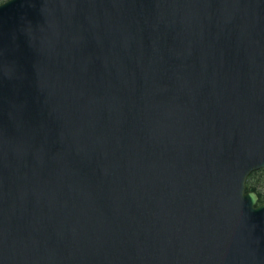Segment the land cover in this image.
I'll return each instance as SVG.
<instances>
[{
	"label": "water",
	"instance_id": "obj_1",
	"mask_svg": "<svg viewBox=\"0 0 264 264\" xmlns=\"http://www.w3.org/2000/svg\"><path fill=\"white\" fill-rule=\"evenodd\" d=\"M264 0L0 3V264H264Z\"/></svg>",
	"mask_w": 264,
	"mask_h": 264
},
{
	"label": "rangeland",
	"instance_id": "obj_2",
	"mask_svg": "<svg viewBox=\"0 0 264 264\" xmlns=\"http://www.w3.org/2000/svg\"><path fill=\"white\" fill-rule=\"evenodd\" d=\"M4 1V0H0ZM247 185H253L254 189L260 194V201H264V170L252 173L247 180Z\"/></svg>",
	"mask_w": 264,
	"mask_h": 264
},
{
	"label": "flooded vegetation",
	"instance_id": "obj_3",
	"mask_svg": "<svg viewBox=\"0 0 264 264\" xmlns=\"http://www.w3.org/2000/svg\"><path fill=\"white\" fill-rule=\"evenodd\" d=\"M262 170H264V168H260V169H257V170H255V171H252V172L248 175V177H249L252 173L257 172V171H262ZM248 177L246 178V181H245V190H253V191H255L253 185H251L250 187L247 185ZM255 192H256V191H255ZM256 193L258 194V192H256ZM258 199H261V198H260V194H258Z\"/></svg>",
	"mask_w": 264,
	"mask_h": 264
},
{
	"label": "trees",
	"instance_id": "obj_4",
	"mask_svg": "<svg viewBox=\"0 0 264 264\" xmlns=\"http://www.w3.org/2000/svg\"><path fill=\"white\" fill-rule=\"evenodd\" d=\"M0 2H2V1H0ZM260 200V199H259ZM262 200V199H261Z\"/></svg>",
	"mask_w": 264,
	"mask_h": 264
}]
</instances>
